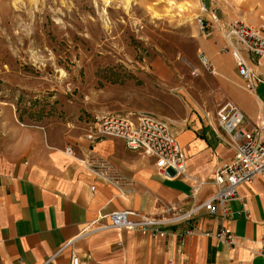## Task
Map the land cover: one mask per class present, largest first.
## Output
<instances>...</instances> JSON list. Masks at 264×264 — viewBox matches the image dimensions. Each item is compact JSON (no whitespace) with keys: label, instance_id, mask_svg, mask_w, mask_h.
I'll use <instances>...</instances> for the list:
<instances>
[{"label":"crops","instance_id":"0c3cea01","mask_svg":"<svg viewBox=\"0 0 264 264\" xmlns=\"http://www.w3.org/2000/svg\"><path fill=\"white\" fill-rule=\"evenodd\" d=\"M170 2L184 6L189 12L183 15L196 20L202 6L218 8L225 25L237 18L230 0ZM198 29L190 33L197 57L204 53L214 74L197 76L201 86L196 97H189L185 120H167L186 156L183 178L161 176L152 156L130 150L121 139L89 141L85 126H23L12 111L0 112V264L50 259L71 264L73 255L81 264H264V176L238 189L226 218L202 211L192 221L162 228L157 236L119 229L84 233L101 215L131 210L164 216L169 208L185 213L207 202L217 191L215 172L235 154L219 126V106L233 102L246 116L248 130L259 123L264 83L248 90L235 59L224 52L228 44L222 35L203 36ZM246 57L264 80V56ZM197 59L188 58L192 69L199 68ZM221 229L238 238L235 248L215 238Z\"/></svg>","mask_w":264,"mask_h":264},{"label":"rangeland","instance_id":"374dc122","mask_svg":"<svg viewBox=\"0 0 264 264\" xmlns=\"http://www.w3.org/2000/svg\"><path fill=\"white\" fill-rule=\"evenodd\" d=\"M170 1L0 0V112L88 131L104 115L185 120L199 26ZM230 1L235 19L264 20V0Z\"/></svg>","mask_w":264,"mask_h":264},{"label":"built area","instance_id":"2783aa9c","mask_svg":"<svg viewBox=\"0 0 264 264\" xmlns=\"http://www.w3.org/2000/svg\"><path fill=\"white\" fill-rule=\"evenodd\" d=\"M200 33L211 36L219 32L227 42L225 53L235 59L238 74L248 82V90L253 91L256 84L264 83L256 74L246 57L254 59L264 56V24L253 26L242 19H234L225 25L220 13L215 9L201 7V15L197 18ZM200 68L194 69L195 76L203 71L214 74L211 60L204 54L198 55ZM220 128L229 136L230 147L235 151L230 163L217 170L212 180L217 187L215 195L188 212L181 213L169 208L164 216L143 215L135 211L124 210L103 216L84 231L86 235L100 231L119 229L152 233L157 236L161 229L169 225L189 222L202 211L211 215L229 216L228 204L238 198V189L253 183L264 176V111L259 123L252 130L244 127L246 116L230 101L222 103L216 113ZM104 138L123 140L132 151H144L152 156L159 174L167 179H180L187 172L186 156L177 138L172 134L170 124L161 118L149 114L137 116L104 115L97 118V123L88 133V140L96 142ZM72 149L67 152L72 154ZM109 219V224L102 220ZM194 228L188 229L190 235ZM215 238L230 247L238 245V238L225 229L216 233ZM52 259L44 264H52ZM71 264H81L78 256L73 255Z\"/></svg>","mask_w":264,"mask_h":264}]
</instances>
